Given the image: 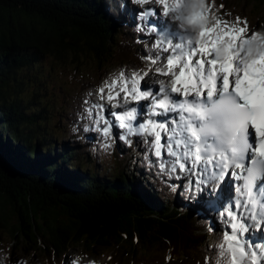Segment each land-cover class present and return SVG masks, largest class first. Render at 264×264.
<instances>
[{
  "label": "snow or ice",
  "instance_id": "6c2138e0",
  "mask_svg": "<svg viewBox=\"0 0 264 264\" xmlns=\"http://www.w3.org/2000/svg\"><path fill=\"white\" fill-rule=\"evenodd\" d=\"M128 3L143 66L109 72L85 93L72 132L104 152L134 150L133 172L196 206L210 232L223 223L204 264H264V28L228 19L215 0L119 6Z\"/></svg>",
  "mask_w": 264,
  "mask_h": 264
},
{
  "label": "trees",
  "instance_id": "16d2710c",
  "mask_svg": "<svg viewBox=\"0 0 264 264\" xmlns=\"http://www.w3.org/2000/svg\"><path fill=\"white\" fill-rule=\"evenodd\" d=\"M230 1L215 0L226 7ZM253 1L264 7V0ZM105 2L0 0V237L4 232L59 262L79 248L91 255L114 247L111 264L129 258L148 264L151 248L160 246L171 258L204 264L210 241L201 231L209 218L153 188L144 171L133 172L134 150L115 147L113 164L102 168L97 143L64 140L59 146L47 126L53 118L42 73L48 56L65 61L85 53L99 64L143 66L142 47L130 34L133 17L122 23L113 13L115 1Z\"/></svg>",
  "mask_w": 264,
  "mask_h": 264
},
{
  "label": "rangeland",
  "instance_id": "374dc122",
  "mask_svg": "<svg viewBox=\"0 0 264 264\" xmlns=\"http://www.w3.org/2000/svg\"><path fill=\"white\" fill-rule=\"evenodd\" d=\"M110 1L111 0H106L105 4L109 6L110 4L108 2ZM112 1H115L114 3H118V5L116 6L115 4V6L118 7L119 10L118 8H114L115 10L113 13L118 16V18H122L119 21L126 23L130 21L131 17H133L134 22H132V25H129L133 28L130 34H135V38L138 39L140 32L137 28L134 30L136 23H138L135 13L133 12V8L136 6L128 3L125 9L119 6V1ZM255 4L256 1L253 0H231L229 5L223 9V12L225 14H231L227 16L228 19H233L235 16L246 17L254 28L257 26L264 28V7L259 9ZM121 35L122 34H120L119 37H122ZM125 65L129 68L133 66L141 67L140 63L135 61L132 63H113L103 60L102 63L99 64L96 58H92L85 53H81L77 58H74L73 55H69L65 61H61L54 56H48L45 59L42 73L47 76L45 83L51 87V91H49L51 93H49L50 96L48 99H50L52 106L49 111V115L51 114L53 117L52 119L49 118L47 126L51 129L54 138H56L58 143H60L59 146L64 140L67 141L68 145L72 144L74 141H84L89 145L97 143V139L95 138L83 140L77 139V134L72 132L73 122L76 120V113L81 110L82 100L85 93H87L90 89L96 88L100 81L103 80L109 72L117 71ZM22 75L23 74H19V76ZM80 135L84 134L80 133ZM89 136L95 137L96 134L91 133ZM125 150L127 149L125 148ZM101 159H105V166L103 165ZM113 160L114 149L109 152H104L103 150L100 151L98 163L102 168H106L107 163L113 164ZM109 173L110 172H107V174ZM178 200L185 202L180 197H178ZM215 225V233L210 232L208 228L201 231L202 233L207 234L210 241L208 245L219 240L221 230L224 228L223 223L217 222ZM136 249L138 253L143 251L141 244L137 242ZM113 250H115L114 247ZM113 250L111 247L96 248L93 250L91 255L86 253L83 255L81 248H79L68 252L59 262L53 258L47 260L46 256L42 255V252L39 254L37 252H31V249H24L23 243H18L10 236L5 235L4 232H2L0 237V264H24V262H27V264H65L66 259H79L80 264H88L89 260L96 261V264H111L114 259ZM168 256L169 253L167 248L165 249L160 246L152 247L149 252L150 262L148 264H194L193 260L186 256H176L171 258V260L166 259ZM109 257H111V259H109ZM121 264H137V259L129 258Z\"/></svg>",
  "mask_w": 264,
  "mask_h": 264
},
{
  "label": "bare ground",
  "instance_id": "6f19581e",
  "mask_svg": "<svg viewBox=\"0 0 264 264\" xmlns=\"http://www.w3.org/2000/svg\"><path fill=\"white\" fill-rule=\"evenodd\" d=\"M117 1H119V3H122L123 2V0H117ZM116 5H118V3H116ZM117 8V7H116ZM126 9V8H125ZM236 195H238V194H236ZM241 212H242V214H245L246 215V213H244L243 212V210H241ZM215 222V221H214ZM213 223V222H212ZM216 226V225H215ZM208 228V227H207ZM243 235V234H242ZM252 237H254V236H252ZM255 238V237H254Z\"/></svg>",
  "mask_w": 264,
  "mask_h": 264
},
{
  "label": "clouds",
  "instance_id": "9594fccd",
  "mask_svg": "<svg viewBox=\"0 0 264 264\" xmlns=\"http://www.w3.org/2000/svg\"><path fill=\"white\" fill-rule=\"evenodd\" d=\"M181 27H187V25H185V24H182V25H181Z\"/></svg>",
  "mask_w": 264,
  "mask_h": 264
},
{
  "label": "water",
  "instance_id": "95a60500",
  "mask_svg": "<svg viewBox=\"0 0 264 264\" xmlns=\"http://www.w3.org/2000/svg\"><path fill=\"white\" fill-rule=\"evenodd\" d=\"M97 59V58H96ZM7 174V173H6ZM6 174L4 173L3 175L6 176Z\"/></svg>",
  "mask_w": 264,
  "mask_h": 264
}]
</instances>
